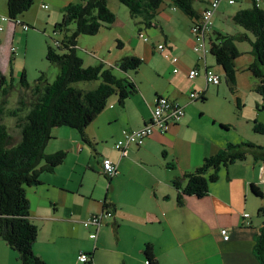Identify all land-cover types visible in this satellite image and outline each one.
<instances>
[{
  "label": "crops",
  "instance_id": "0c3cea01",
  "mask_svg": "<svg viewBox=\"0 0 264 264\" xmlns=\"http://www.w3.org/2000/svg\"><path fill=\"white\" fill-rule=\"evenodd\" d=\"M75 1L36 0L19 19L30 26L45 23L51 27L62 20L63 8ZM211 1L199 0L197 7L194 2L198 15ZM223 1L226 0H220L212 18V32L231 35L230 32L235 31L245 35L233 26L237 25L233 21L235 13L226 15L230 32L219 22L217 14ZM230 1L233 0H228L224 6L225 14L229 7L242 0H234L231 4ZM246 2L254 3L252 0ZM0 16H7V0H0ZM193 21L170 3L160 11L157 26L145 27L141 21L139 30L147 34L148 42L130 35L128 45L122 41L124 39L117 38V42H123L121 53L114 55V63L106 64L114 65L128 56L127 46L131 45L130 54L145 62L138 73L130 75L139 85L140 93L129 99L124 107L117 97L109 101L86 131L91 143L82 141L74 129H55L47 152L65 151L66 160L54 173L43 174L41 185L27 190L30 220L39 228L34 252L47 263L83 264L79 256L84 253L92 257V264H147L144 249L152 244L160 264H258L255 239L262 220L258 217L255 220L253 214L264 204L258 203L262 198L253 192L252 186L263 191L264 161L256 162L249 157L245 162L236 163L220 172V179L211 185L208 196L187 197L184 206L177 203L179 193L173 186L174 179L194 172L205 158L216 155L229 142L237 144L248 140L255 143L254 122L263 120L258 113L243 116L248 130L230 136L232 124L220 112L221 101L228 90L222 82L209 84L204 76L206 70L211 69L225 79L224 71L210 53L204 56L195 50ZM120 23L118 16L110 30ZM0 25L4 28L0 32V75L8 77L10 73L14 76L15 65L21 60L18 52L29 45L31 34L21 33L22 27L10 22L0 20ZM18 35L20 48L12 54ZM160 45L164 46L163 50H158ZM237 48L240 51L239 44ZM173 58H178V62L174 63ZM253 61L250 53L248 65L242 68L247 71ZM175 68L179 69L178 73H174ZM191 70H198L200 76L190 80ZM257 84L256 79L251 83L254 92ZM239 88L237 74L235 91L240 94ZM193 91L198 95L195 99L190 98ZM235 91L230 90L232 94H236ZM160 96L184 107V117L166 133L156 131L142 146L131 145L123 156L114 148L115 143L126 133L151 122L155 100ZM241 101L238 97L239 107ZM255 103L257 109L261 107L259 99ZM104 158L118 165L119 174L111 180L102 173ZM106 205L113 217L104 219L101 227H86L84 223L105 211ZM245 214L250 218H245ZM222 228L228 229L230 240H223ZM93 234L98 235L96 239ZM0 264H21L1 236Z\"/></svg>",
  "mask_w": 264,
  "mask_h": 264
},
{
  "label": "trees",
  "instance_id": "16d2710c",
  "mask_svg": "<svg viewBox=\"0 0 264 264\" xmlns=\"http://www.w3.org/2000/svg\"><path fill=\"white\" fill-rule=\"evenodd\" d=\"M117 1L129 9L132 17L142 18L145 27L157 26L160 11L166 5L165 0ZM35 3L36 0H7L9 22L15 24ZM171 5L194 19L192 26L201 16L194 8V0H171ZM1 17L3 16H0V19ZM117 18L109 0H80L63 8L62 20L55 25L54 31L61 38L55 41L56 47L48 45L46 56L51 64L58 67L59 73L50 83L47 75L42 72L35 84L31 85L26 70H23L19 81L20 97L15 109L7 107L9 97L16 88L14 78L9 80L5 75H0V236L16 253L21 264H49L34 252L39 228L30 220L27 190L41 185V176L54 173L66 160L65 151L54 154H48L46 151L49 143L54 139L55 129L61 127L74 129L78 131L82 141L91 143L86 131L106 109L109 101L117 97L120 106L124 107L129 99L140 93L139 85L130 75L138 73L144 65L145 62L141 57L128 55L114 65H107L106 62L101 61L96 66L86 67L84 59L78 55L80 36H96L101 29L112 28ZM233 21L254 36V40L250 41L254 61L248 71L258 81L255 92L264 97L262 4L258 6L253 3L252 7L237 11ZM29 27L31 29L30 25ZM144 33L140 29L138 37L140 38ZM243 36L242 39L248 38L246 34ZM237 39L238 37L234 35L217 31H211L209 39L210 55H213L217 64L222 67L225 81L232 92L236 88V61L242 56L237 48ZM117 43L118 48L121 49L123 42ZM12 50L15 53L17 49L13 47ZM161 98L167 97H157L154 110ZM5 118L15 119V129L19 135H13L12 127L4 122ZM152 121L153 119L150 123ZM222 127L228 129L226 126ZM253 131L264 135V123L256 120ZM249 157L256 162L264 161V146L250 141L237 144L229 142L219 153L205 158L194 172L173 180V186L179 193L178 205L184 206L187 197L208 196L211 185L220 179L222 170H227L236 163L245 162ZM106 177L108 180L112 179ZM252 188L258 197L264 199V192L259 187L253 185ZM105 209V212H110L107 211V205ZM257 217L262 220V225L256 234L255 255L258 264H264V206L258 209ZM144 252L147 264H160L152 244L146 245ZM88 257V262L81 263L92 264V257L89 255Z\"/></svg>",
  "mask_w": 264,
  "mask_h": 264
},
{
  "label": "rangeland",
  "instance_id": "374dc122",
  "mask_svg": "<svg viewBox=\"0 0 264 264\" xmlns=\"http://www.w3.org/2000/svg\"><path fill=\"white\" fill-rule=\"evenodd\" d=\"M75 1V0H74ZM80 0H76L75 2H79ZM226 1H223L221 3V7L219 9V12L217 14V18L220 17V23L221 25H225L227 30L228 28V15L230 13H236L239 11V9H245L249 8L250 6H253L252 3L246 2V0L237 1L234 6L229 7V9L226 11V14L224 13V6L226 5ZM234 1V0H233ZM111 8L115 13L118 14L119 18L121 19V23L119 26L114 27L113 29L103 28L96 36H88V35H82L79 38V50L78 55L84 59L85 66H96L101 61L109 62L116 60L114 58V55L118 52L121 53V49L118 48V43L116 41L117 38H120L122 41H125L129 45V36L134 35V37H138V30L141 25L142 18H134L131 17L129 9L122 5L117 0H109ZM166 4H170L171 0H165ZM195 6H199V0H195ZM264 2V1H263ZM263 2L261 4H263ZM231 11V12H229ZM227 15V16H226ZM123 23V24H122ZM234 27H237L242 32H245L246 34L251 36L250 38L242 39L244 36L240 34H236L237 32H230L231 35H234L235 37H238L237 44H239V49L242 52V56L240 57V62L237 66V74L240 79V94L236 92V94H232L230 92L228 85L226 84L225 79L222 77V86H226V89L228 90L225 92V95L222 99V108H221V114H224L226 116L225 119H227L228 122L232 124L231 130H230V136H236L238 134H243L246 130H248L247 126L244 125L242 121V117L245 116V118L248 116V114H254L258 113L262 115V122L264 123V97L254 92L251 88V83L255 81L251 75L249 76L248 70L246 71L245 68L248 60L250 59V53H251V44L250 41L254 40V36L251 32L246 31L239 25L233 24ZM74 27V26H72ZM55 24L51 25V27L47 26V24H39V25H33L31 26L30 31L24 32L21 31V33H24L25 35L31 34L29 45L23 47V52H18L19 57L21 56V60L18 61V64L15 65V73L8 75L9 80L13 77L14 82L16 85V88L13 90L11 96L9 97V103H8V109H15L18 106V101L20 97V87H19V81H20V73L23 70H26L28 81L31 85L35 84L36 79L40 76V74L43 72L47 75L48 80L50 83H52L58 73L59 69L57 66L51 64L46 56H47V47L49 44L55 45V41L59 40L61 37L60 35L55 34ZM122 33H124V36ZM2 34V33H0ZM145 35V34H144ZM147 35V34H146ZM107 37V38H106ZM124 37V38H123ZM20 36L17 37V42L15 43V49L18 50L20 48L18 46ZM139 38V37H138ZM146 46V44L144 45ZM28 50V51H27ZM131 51H133V47L127 46L128 55H131ZM15 54V53H14ZM21 54V55H20ZM14 56V55H13ZM213 57V55H210ZM209 56V58H210ZM16 64V60H15ZM216 64V63H215ZM13 70V65L12 69ZM135 73H133L134 75ZM97 85V83H95ZM94 84V86H95ZM82 86H84L82 84ZM241 89V90H240ZM238 97H241L242 101L240 104V107L238 106L237 99ZM260 100V108H256L255 100ZM5 123L8 124L9 127H12V133L13 135L17 136L19 135L18 131L15 129V119L13 118H5ZM68 128V127H66ZM250 134V131H249ZM255 137L256 141L254 144L264 146V135L252 133ZM57 141V140H56ZM248 141V140H246ZM53 142V141H51ZM47 151V150H46ZM48 153V152H47ZM259 178H261V169L259 170V165H257ZM263 191H264V185H263ZM258 203L264 204V200H258ZM100 214V213H98ZM255 217V220H257V212L253 214ZM111 218H106L105 220H108Z\"/></svg>",
  "mask_w": 264,
  "mask_h": 264
},
{
  "label": "built area",
  "instance_id": "2783aa9c",
  "mask_svg": "<svg viewBox=\"0 0 264 264\" xmlns=\"http://www.w3.org/2000/svg\"><path fill=\"white\" fill-rule=\"evenodd\" d=\"M254 3H256L258 6L264 1V0H253ZM220 0H212L209 4V6L201 13V16L199 19L195 20V24L192 26V32L194 34L196 44H195V50L202 53L204 56H207L210 53L211 47L208 44V41L210 39V33L212 29V18L216 12V10L219 7ZM234 1H230V4ZM46 9L49 7L46 5L44 6ZM1 21H8L9 18L7 16H3L0 19ZM15 25H20L24 31H28L30 29L28 24H25L20 19H18L15 23ZM3 28L0 26V31H2ZM140 38L144 42H148L149 38L142 34L140 35ZM163 46L160 45L159 49L163 50ZM172 61L174 63L178 62V58H173ZM178 68L174 70V72H177ZM200 76V72L198 70H191L188 74V77L190 80H194L197 77ZM205 78L206 81L209 84L219 85L222 82V77L215 72H213L211 69H207L205 72ZM197 93L195 91L190 93V98L195 99L197 98ZM185 115L184 107H182L180 104L173 102L171 100H168L167 98H161L156 106V109L154 110V116L153 121L149 125L145 126L141 130L137 131H131L125 134L124 138L119 140L117 144L115 145V149L122 152L123 156L127 155V150L131 145L141 146L145 142L147 138L152 136L156 131H159L161 133H166L170 127L177 123L180 119H182ZM103 172L106 176L109 178H113L116 175L119 174L118 166L112 159H105L103 162ZM113 213L112 212H101L100 214L93 215L91 218H89L84 224L86 227H89L90 225H95L97 227H101L103 224L104 219L106 218H112ZM245 218L249 217V214H245ZM220 234L223 237V240L228 241L230 240L231 236L226 228H222L220 230ZM97 234H93V238H97ZM89 257L88 255L82 253L79 256V261L86 263L88 262Z\"/></svg>",
  "mask_w": 264,
  "mask_h": 264
}]
</instances>
